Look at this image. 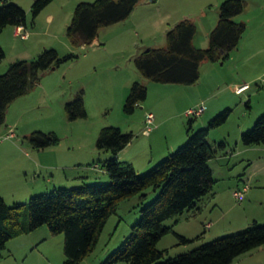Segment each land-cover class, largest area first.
<instances>
[{
  "label": "rangeland",
  "instance_id": "obj_1",
  "mask_svg": "<svg viewBox=\"0 0 264 264\" xmlns=\"http://www.w3.org/2000/svg\"><path fill=\"white\" fill-rule=\"evenodd\" d=\"M9 1L24 9L25 24L22 27L27 35L25 38L14 35L13 25L1 29L0 46L4 57L0 60V74L5 72L9 63L33 60L45 48H54L59 56L68 53L76 56L41 72L35 84L10 102L5 110L9 127L16 134L13 138L0 140V194L7 204L27 202L29 196L53 188L77 186L80 176L87 178L86 184H106L108 177H100V168L109 152L95 147V138L103 126H118L121 131L132 133L133 144L126 148L124 156L132 158L134 169L140 173L158 161L143 167L151 158L154 160L158 150H165V144L174 140L178 130L185 131L189 118L195 130L205 126L207 120L222 109L230 108L226 120L210 128L206 139L210 143L225 142L220 136L228 133L226 139L234 148L236 142L242 145L240 134L236 133L243 122V112L249 110L243 101L247 94H250L252 113L257 110L259 115L264 110V0H244V10L234 17L235 21L245 24L236 47L222 60L201 61L199 77L190 84L146 79L136 69L133 60L146 48L164 46L165 31L184 18L195 26L191 44L205 48L208 33L217 21V0H138L126 18L100 27L95 38L83 45H73L65 29L76 3L93 0H50L34 17L29 9L32 0ZM48 14L52 15L50 20ZM133 81L145 86L146 97L127 113L123 110V103ZM242 82H248L250 87L239 95L234 94V86ZM79 89L83 90L86 116L68 120L64 104ZM199 103L205 106L204 119L185 114L187 108ZM221 104L229 105L221 107ZM214 110L215 113L208 117V112ZM148 111L154 116V127L146 135L142 128ZM34 130L52 131L58 136V142L36 149L24 137ZM141 167L144 169H137ZM235 169L239 170L241 166L237 165ZM94 176L98 179L94 180ZM216 183V188H220L222 182ZM145 192L142 203L137 195L117 203L94 246L77 264H99L125 239L130 226L139 217V207L149 202L157 191L147 188ZM207 194L204 199L212 191ZM224 195L228 197L221 202L226 204L225 208L238 205V201L230 197L229 189ZM233 208L232 213L228 212L216 223L219 231L213 232L205 224L210 222V227L214 223L213 215L220 211L218 207L212 210L207 206L199 212L193 210V215H186L189 210H185L165 219L163 224L171 229L158 240L157 248L164 250L165 256H174L221 236L220 232L230 228V222L237 221L231 217L238 207ZM179 232L193 239L178 243L175 233ZM197 234L199 237L195 238ZM62 245L63 235L50 233L43 224L6 241L0 250V264H64ZM114 264L127 263L118 261ZM231 264H264V246L239 254Z\"/></svg>",
  "mask_w": 264,
  "mask_h": 264
},
{
  "label": "trees",
  "instance_id": "obj_2",
  "mask_svg": "<svg viewBox=\"0 0 264 264\" xmlns=\"http://www.w3.org/2000/svg\"><path fill=\"white\" fill-rule=\"evenodd\" d=\"M137 1L77 2L65 34L73 45L89 44L100 27L126 18ZM49 2L32 0L29 8L32 17ZM245 5L244 0H222L218 4L217 21L208 33L205 48H196L191 44L195 31L193 22L186 18L179 20L165 32L163 47L146 48L134 58L136 69L142 77L154 82L194 83L199 77L201 61L222 60L236 47L245 24L235 21L234 17L244 10ZM24 24V9L14 2L2 0L0 31L5 25ZM75 56L74 53L59 56L54 48H45L33 60L9 63L5 72L0 74V125L9 103L27 92L41 72ZM3 57L4 51L0 46V60ZM145 97V86L133 81L124 99V112H132ZM64 110L68 120L86 116L82 89L65 102ZM229 112L230 108L222 109L207 120L205 126L195 130L189 118L182 144L140 173L131 164L115 157L130 142L132 133L123 132L113 125L101 127L95 138V147L110 153L102 164L108 182L53 188L29 196L27 202L11 204H7L0 195V250L10 238L45 224L50 233L63 235L64 264H77L94 246L117 203L134 195L142 203L147 188L157 191L155 196L139 207V217L130 226L128 235L99 264L118 261L127 264H231L239 254L264 246V222L253 221L241 230L201 242L191 250L174 256H165L164 250L157 248L158 240L171 229L163 221L195 208L197 201L212 191L215 179L208 161L225 143H210L206 136L210 128L226 120ZM24 137L36 149L58 142V136L52 131L34 130ZM263 141L264 110L249 128L240 133V143L244 146ZM175 235L178 243L193 239L177 233Z\"/></svg>",
  "mask_w": 264,
  "mask_h": 264
},
{
  "label": "crops",
  "instance_id": "obj_3",
  "mask_svg": "<svg viewBox=\"0 0 264 264\" xmlns=\"http://www.w3.org/2000/svg\"><path fill=\"white\" fill-rule=\"evenodd\" d=\"M219 1L221 0H217L218 3H220ZM47 18L50 20L52 18V15L48 14ZM262 93H264V91ZM234 94L239 95L240 93L234 92ZM240 100H242V98H239V101ZM243 101H244L245 106L248 107L249 110L248 112L244 111L242 114L243 122L240 124V126H238L239 128L236 133V135L238 136L242 131H244V129H247L252 125L253 121L255 120V118L258 116V113H259L257 112V110L256 112L252 113V109H250L251 108L249 106L250 94H247V98L246 99L244 98ZM189 103H192V101ZM224 105H229V104H221V107ZM262 107L264 109V96H263ZM208 113H209L208 114V117H209L212 115V113H215V110L211 113L210 112ZM199 117L204 119L203 117H205V111H203L199 115ZM2 125L3 127L0 128V133H2L7 127H9V119H6L5 116L3 118ZM227 135L228 133L226 135L220 136V139H225L224 140L225 146L218 148L216 150L215 156L208 161V164L212 171V175L215 179V184L212 189V194L209 195V197H207L206 199L204 198L206 197V195L208 196V194L202 196L197 201L196 207L185 213L186 215H189V214L193 215L194 214V212H192L193 210H197L199 212L203 208H206L207 206H211L212 210L218 207L220 211L216 214L214 213L213 215L215 216L214 223L210 227H207L209 228L211 232H213V231H219L216 228V223H218L223 217H225L228 212L229 214L232 213L233 206L234 207L237 206L238 211L236 212L234 210L235 215H233L234 217H231V218L236 219L237 221L230 222L228 225L230 228H228L227 230H224L223 232H220L221 235L225 233H231V232L241 230L247 227L248 225H250L253 221L258 222V223L264 221V141L258 144H252V145H247V146L240 145L241 147L236 142L235 147L231 148L229 146L228 140L226 139ZM185 138H186L185 131L178 130V133L174 137V140L171 141L169 144L167 143L165 144V150L162 152L158 150V155L154 158V160L153 158H151L149 161H147V163L143 167L144 168L148 167L149 165L153 163V161L159 160L160 158L165 156L170 151V149H172V147H175L176 145L181 144L185 140ZM132 144H133V139H131L130 142L126 144L121 150H119L115 157L117 160L129 163L133 166V162L131 160L132 158L129 159L127 156H124L126 152L125 151L126 148H129ZM109 156H110V153H108L107 158ZM210 162L213 164L210 165ZM47 163L48 162H45L44 164H47ZM237 165L241 166V169L236 170L235 167H237ZM143 167L137 168V169H144ZM100 170H101L100 177L106 178L107 175L104 169L101 167ZM236 173H240V174L236 175ZM85 179L87 178H82V176H80L79 179H77L76 181L77 183H79L77 185H80L86 182ZM93 179L94 180L98 179V177L94 176ZM219 180L220 182H222L221 183L222 185L220 188H216L218 184L216 182H218ZM66 183H69V182H66ZM244 183H248V189L245 191L244 197L240 201V203L238 202V205H230L229 207L225 208L224 205L226 204H221L223 199L226 200L228 198L224 195V193H226L229 189V191L231 192L230 197L233 198L232 196L233 189L237 187H241V185H243ZM230 197L228 200H230ZM179 234L187 238L192 237V236H188L184 232L182 233L179 232Z\"/></svg>",
  "mask_w": 264,
  "mask_h": 264
},
{
  "label": "built area",
  "instance_id": "obj_4",
  "mask_svg": "<svg viewBox=\"0 0 264 264\" xmlns=\"http://www.w3.org/2000/svg\"><path fill=\"white\" fill-rule=\"evenodd\" d=\"M13 34L19 35L22 38H25L27 35V33L25 32V29L21 25L14 26ZM249 87H250V84L248 82H242L234 86V92L241 93L245 91L246 89H248ZM204 109H205L204 104L199 103L195 105L194 107L187 108V110L185 111V114L190 117H196V116H199L204 111ZM153 121H154L153 114L150 111L146 112L144 115L145 124H144V127L142 128L143 134H146V135L149 134L151 129L154 127ZM15 135H16L15 131L12 128L8 127L5 133L3 134L0 133V140L5 139V138H13L15 137ZM247 189H248V183H244L243 185H241V187H237L233 189L232 196L234 197L236 201L240 202L243 199L244 193ZM209 225H210V222H207L205 224V227H208Z\"/></svg>",
  "mask_w": 264,
  "mask_h": 264
}]
</instances>
